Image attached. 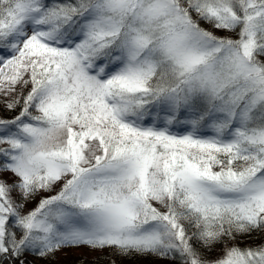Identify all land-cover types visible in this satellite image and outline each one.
Instances as JSON below:
<instances>
[{"label": "snow or ice", "instance_id": "6c2138e0", "mask_svg": "<svg viewBox=\"0 0 264 264\" xmlns=\"http://www.w3.org/2000/svg\"><path fill=\"white\" fill-rule=\"evenodd\" d=\"M81 247L264 264V0H0V264Z\"/></svg>", "mask_w": 264, "mask_h": 264}, {"label": "rangeland", "instance_id": "374dc122", "mask_svg": "<svg viewBox=\"0 0 264 264\" xmlns=\"http://www.w3.org/2000/svg\"><path fill=\"white\" fill-rule=\"evenodd\" d=\"M106 253L91 251L87 248H69L56 257V264H97L98 257H104ZM117 264H153L150 258L133 256L118 261Z\"/></svg>", "mask_w": 264, "mask_h": 264}]
</instances>
